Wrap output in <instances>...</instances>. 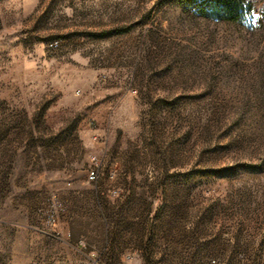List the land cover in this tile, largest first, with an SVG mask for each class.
<instances>
[{
	"label": "rangeland",
	"instance_id": "1",
	"mask_svg": "<svg viewBox=\"0 0 264 264\" xmlns=\"http://www.w3.org/2000/svg\"><path fill=\"white\" fill-rule=\"evenodd\" d=\"M249 1L0 0V264H264Z\"/></svg>",
	"mask_w": 264,
	"mask_h": 264
},
{
	"label": "trees",
	"instance_id": "2",
	"mask_svg": "<svg viewBox=\"0 0 264 264\" xmlns=\"http://www.w3.org/2000/svg\"><path fill=\"white\" fill-rule=\"evenodd\" d=\"M199 15L230 22H244L252 15L253 4L249 0H185ZM264 21V8L262 10Z\"/></svg>",
	"mask_w": 264,
	"mask_h": 264
},
{
	"label": "built area",
	"instance_id": "3",
	"mask_svg": "<svg viewBox=\"0 0 264 264\" xmlns=\"http://www.w3.org/2000/svg\"><path fill=\"white\" fill-rule=\"evenodd\" d=\"M99 166H100V160L96 158V156L93 157V166L91 170L89 171V178L91 180H97L100 177V172H99ZM133 254H129L127 257L131 259L133 257ZM215 259L212 260L213 263H215ZM189 264V261H186ZM186 263V264H187Z\"/></svg>",
	"mask_w": 264,
	"mask_h": 264
}]
</instances>
